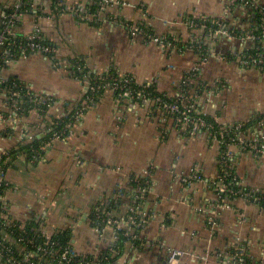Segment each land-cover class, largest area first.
<instances>
[{"label": "crops", "instance_id": "crops-1", "mask_svg": "<svg viewBox=\"0 0 264 264\" xmlns=\"http://www.w3.org/2000/svg\"><path fill=\"white\" fill-rule=\"evenodd\" d=\"M14 1L0 0V5ZM115 1L126 4L114 10L121 19L148 25L155 36L173 39L177 46L163 51L118 25L80 24L63 14L56 23L38 22L57 47L58 61L80 58L90 74L114 70L132 76L139 85L153 81L160 93L174 96L199 62L198 54L185 47L195 37L217 55L202 64L200 81L205 88L200 108L227 127L264 116V70L244 67L231 56L232 51L242 53L253 44H232L204 31L191 32L185 24L188 18L222 17L230 6L228 0ZM259 3L264 6V0ZM35 23L32 16L25 17L20 32H31ZM253 24V15L236 9L225 27L247 31ZM54 61L33 55L0 72V80L16 78L35 95L57 101L49 117L31 111L12 129L4 120L9 113L5 97L0 95V156L2 151H18L35 141L21 139L22 131L44 138L50 121L66 115L71 105L84 99V84ZM97 100L75 124L69 140L42 144L39 154L30 159L26 153L10 156L5 197L13 221L27 224L45 218L47 230L72 232V244L80 254H99L109 246L113 232L107 230L103 236L91 232L94 210L127 186L132 176L145 177L151 172L152 188L144 210L152 221L144 233V248L127 246L126 258L133 264H168L169 249L184 252L177 264H222L215 254L236 243L248 248L252 260L264 262V210L244 197L219 201L214 182L220 176V148L207 132L185 134L174 117L113 93H104ZM255 133L264 135V128L257 127ZM233 151L240 181L254 192H264V155L241 154L236 147ZM196 166L204 182L189 185L182 181ZM124 202L127 207V200ZM220 203L224 207L218 210ZM213 219L215 228L210 224ZM206 253L211 255L206 263L193 256Z\"/></svg>", "mask_w": 264, "mask_h": 264}, {"label": "built area", "instance_id": "built-area-1", "mask_svg": "<svg viewBox=\"0 0 264 264\" xmlns=\"http://www.w3.org/2000/svg\"><path fill=\"white\" fill-rule=\"evenodd\" d=\"M230 6L225 8L222 17L211 19L208 16L200 18H188L185 21L191 32L204 31L210 36L224 38L229 43H240L245 45L252 43L253 46L245 49L242 53L232 51L231 56L244 67L264 70V53H255L257 47L264 50V6L259 0H228ZM122 2L115 0H15L7 6L0 5V72L9 65L28 59L33 55H41L54 61L57 67L75 76L86 87L85 97L79 103L70 106L66 115L60 116L46 127V134H52L46 145H51L55 140H67L72 136L75 124L85 116L91 106L95 105L100 97L99 93H113L118 98L131 100L135 104L153 108L167 116L174 117L179 129L188 135L195 136L201 131L208 135L219 145V167L222 169L218 182H214L219 201L223 196L234 198L244 197L259 204L261 198L256 196L254 191H233L231 186L239 185L240 179L234 171L236 161L233 148L238 152L253 154L256 157L264 155V135H257L253 130L247 129L246 124H239L236 127L228 128L221 125L216 117L209 116L200 108V98L203 95L204 83L200 81L202 64L211 57H217L206 48V42L193 37L189 44L182 45L193 50L199 56V62L193 67L182 82L181 89L177 95L170 96L158 91L155 82L151 81L143 85L137 84L132 76L110 75V71L104 75L93 77L87 70L83 59H72L69 61H58V49L44 35L43 28L38 25L41 20L55 22L63 14H68L80 24L91 26H102L114 24L123 27L132 37H142L149 44L159 46L163 51L174 49L177 43L167 38L155 36L148 25L142 23H130L121 19L114 10L119 6H125ZM242 9L253 15V27L247 31L230 30L225 27V22L234 10ZM32 16L37 23L29 33H21L19 25L27 16ZM260 15L261 23L254 18ZM199 20V21H198ZM216 25L213 29L210 25ZM254 26H256L254 28ZM261 29L258 36L256 32ZM79 73V76L76 74ZM107 75V76H105ZM7 81L0 80V86ZM11 91L4 92L5 108L9 115H4V120L10 128L16 129L25 112L38 111L43 118L49 117L51 107L57 102L53 97L35 95L30 89L25 88L16 81L12 83ZM26 90L25 94L23 90ZM20 89V90H17ZM28 97L32 108L28 109V103L24 98ZM254 119H257L254 118ZM260 131L264 128V119L261 118L256 128ZM232 135L226 140L227 135ZM21 139L33 141L35 135L22 131ZM0 156V186L8 187L6 177V164L10 160L9 151H2ZM37 153V151L35 152ZM134 177V178H133ZM133 182L137 187L132 189L131 181L128 185L121 186L117 194L112 198L115 203L120 199L127 200L128 205L125 212L115 213L110 210L112 199L105 202V206L94 210V219L91 218L92 228L96 229L95 235L103 236L108 229L112 230L111 242L106 250H111L112 257L119 254L118 243L125 238V247L130 245L133 249L144 248V233L152 221V215L143 210L142 204L151 193L153 174L149 172L145 177L133 176ZM232 177L230 185L227 179ZM142 180H147L146 186H140ZM182 181L189 185L201 184L204 182L201 169L193 168L189 178ZM128 190V192H127ZM131 191V192H129ZM6 192V190H5ZM261 193V192H260ZM114 205V203H113ZM259 206V205H258ZM224 205L218 204L216 208L222 209ZM264 210V209H262ZM87 218V217H86ZM46 219L37 220L34 224H23L15 222L9 217V206L5 195L0 197V264H102L108 256L102 251L96 255L80 254L73 244L61 247L55 240L60 234L45 227ZM19 224V225H18ZM211 227L215 228L217 222L211 221ZM34 225L30 230L27 226ZM19 230V231H18ZM162 246L167 247L165 244ZM184 254L183 251L169 249L168 264H177V258ZM248 248L240 243L229 247L228 250L216 253V257L222 264H249L246 257ZM201 262H208L211 255L194 254ZM264 264V262H261ZM109 264H133L124 255L117 261Z\"/></svg>", "mask_w": 264, "mask_h": 264}, {"label": "trees", "instance_id": "trees-1", "mask_svg": "<svg viewBox=\"0 0 264 264\" xmlns=\"http://www.w3.org/2000/svg\"><path fill=\"white\" fill-rule=\"evenodd\" d=\"M254 19H255V21H256L258 24L262 22V21H261L262 18H261L260 15H256V18H254ZM198 21H199V20H198ZM210 25H211V27H212L213 29H216V28H217L216 25H212L211 23H210ZM255 27H256V26H254V28H255ZM256 34H257L258 36H260V34H261V29H259V30L256 32ZM167 40H169V38H167ZM170 40H172V41L174 42L173 39H170ZM256 47H257V49H256V51H254V54H255V53H262V52L264 53V50H260V49H259L260 46H256ZM109 74H110V75H115V76L118 75V74L116 73V71H114V70L110 71ZM76 75L79 76V73H77ZM91 75H92L93 77L96 76V75H94V74H91ZM105 76H107V75H105ZM73 77L76 78L75 76H73ZM13 81H16L18 84H21L20 81H19L18 79H16V78H12V79L8 80L4 85L0 86V95L4 94L5 90L8 91V92L11 91V89H12V85H13V84H12ZM21 89L23 90V93L25 94L26 90L23 89L22 87H21ZM17 90H20V89L17 88ZM103 94H104V92H101V94L99 93V96H102ZM116 96H118V95L116 94ZM24 100H25L26 103H28L27 108H28V109H31V108H32V104L29 102V98H28V97H25ZM96 101L98 102V100H96ZM29 113H30V112H25V113L23 114V116L26 117ZM255 118H256V117H255ZM261 118L264 119V116H257V119L252 118L251 120H249V121L246 123V128H247V129H251V130H253V132H255V130H256V127H255V126H256L257 122H258ZM239 124H241V123H239ZM239 124L237 123V124H234V125H232V126H228V128L236 127V126L239 125ZM242 124H244V123H242ZM46 127H47V125H46ZM51 135H52V134H46V136H45L44 138H42V139H39L38 137H35V141H34V142H32V143H30V144H25V145H23L22 147H20V149H19L18 151H16V150H12V151H10V152H9V155L13 158V156H16L18 153H22V154H25V153H26L28 159H30L31 156L36 155V154H39V152H38V153H35V152L40 150L42 144H46V143H48V142L50 141V139H51ZM231 136H233L232 133H231V135H229V136L227 135L226 140L228 141L229 138H230ZM31 158H32V157H31ZM1 165H2V163L0 164V167H2ZM234 171L236 172V168H235V166H234ZM132 177H133V176H132ZM133 178H134V177H133ZM133 178H130L129 181L132 182V183H131L132 189H135V188L137 187L138 184L135 183V182H133ZM146 182H147V180H142V183L140 182V184H141L140 186H142V187L146 186V184H145ZM217 182H218V179H217ZM231 182H232V177L228 178L227 181H226V183H227L228 185H230ZM239 183H240L239 185L235 184V185L231 186L230 189H232V190L235 191V192H236V191H239V190H244V191H247V192L251 191L248 187L245 186V184L242 183V181H240ZM215 188H216V187H215ZM7 189H8V187H6V186H0V197H2V196L5 195V190H7ZM127 192H128V190H127ZM129 192H131V191H129ZM256 196L259 197V198H261V200H260V202H259L258 205H259V207H260L261 209H264V192L256 193ZM234 199H236V198H234L233 196H223L221 200H223V201H233ZM112 202L114 203V205H113V203L110 205V210L113 211V212H115L116 214L122 212V211L124 210L123 208L126 207V204H125V202H124L123 199H120V200L118 201L119 203H115L114 199H112ZM144 204H145V202H143V204H142V208H143V210H144ZM104 206H105V204L102 203V204H99L98 207H102V208H103ZM91 218L94 219L95 216L92 214V215H91ZM35 222H36V221H32L31 223H28V224H32V223L36 224ZM18 225H19V224H18ZM33 226H34V225L27 226V229L30 230L31 228H33ZM18 231H19V230H18ZM72 238H73V236H72V232H71L70 230H67V231H62V232H60V234H58V235L55 237V240L59 243V245H60L61 247H66L68 244H71V243H72ZM126 241H127V240H126L125 238L122 237V239H121L120 242L118 243L119 254H118L117 256L112 257V255H111V254H112V253H111V250H110V249L106 250V251L104 252V255H105V256H108V257H107L108 260H106V261L103 262L102 264H109V263H112V262H114V261H117L119 258H121V257L124 255V251L126 250V247H125V242H126ZM246 259H247V261H248L249 264H262L261 262H255L254 260H252V259L248 256V254H247Z\"/></svg>", "mask_w": 264, "mask_h": 264}, {"label": "rangeland", "instance_id": "rangeland-1", "mask_svg": "<svg viewBox=\"0 0 264 264\" xmlns=\"http://www.w3.org/2000/svg\"><path fill=\"white\" fill-rule=\"evenodd\" d=\"M53 23H55V22H53ZM186 26H187V25H186ZM187 28H188V27H187ZM93 106H95V105H93ZM93 106H91V108H92ZM91 108H90V109H91ZM71 137H72V136H71ZM71 137H69V139H70ZM69 139H67V140H69ZM67 140H66V141H67ZM57 141H61V140H55L54 142H57ZM62 141H63V140H62ZM54 142H53V143H54ZM53 143H52V144H53ZM221 170H222V169L219 168V171H220V172H221ZM108 230H110V229H108ZM91 232H94V234H95V233H96V229H95V228H94V229L91 228ZM182 255H183V254H182Z\"/></svg>", "mask_w": 264, "mask_h": 264}]
</instances>
